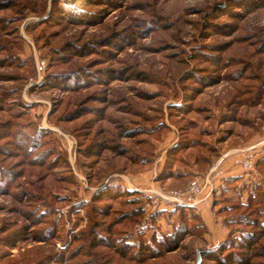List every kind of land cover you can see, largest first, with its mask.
Instances as JSON below:
<instances>
[{"label":"rangeland","instance_id":"obj_1","mask_svg":"<svg viewBox=\"0 0 264 264\" xmlns=\"http://www.w3.org/2000/svg\"><path fill=\"white\" fill-rule=\"evenodd\" d=\"M0 171V264H264V0H0Z\"/></svg>","mask_w":264,"mask_h":264},{"label":"built area","instance_id":"obj_2","mask_svg":"<svg viewBox=\"0 0 264 264\" xmlns=\"http://www.w3.org/2000/svg\"><path fill=\"white\" fill-rule=\"evenodd\" d=\"M235 166H238L242 169L243 172H249L255 165V156L253 148L245 149L241 151V155L237 156L235 160L233 161ZM215 176H212L214 175ZM218 172H216V169H213L210 171V174L206 176L203 187L198 181H192V183L189 185L187 190L184 192V194L180 195H174L173 201L177 204H183L187 206H191L192 204H197V197L202 193V188L207 187H213L212 180L218 176ZM214 177V178H213ZM210 195V193H209ZM179 196H184L183 198ZM194 264H198L194 262Z\"/></svg>","mask_w":264,"mask_h":264},{"label":"trees","instance_id":"obj_3","mask_svg":"<svg viewBox=\"0 0 264 264\" xmlns=\"http://www.w3.org/2000/svg\"><path fill=\"white\" fill-rule=\"evenodd\" d=\"M131 132H132V130L131 131H128L127 133L129 134H131ZM101 147V146H100ZM104 150L106 149L105 147L103 148ZM120 152V157H125V155L123 154L124 152L123 151H119ZM122 153V154H121ZM142 165V164H141ZM143 166V165H142ZM6 173L5 172H2V171H0V175H5ZM7 175V174H6ZM136 195H138V194H136ZM133 202H136V201H133ZM140 205V204H139ZM140 207L141 206H139L138 207V209L139 210H135V211H133L132 213H124L123 214V217H121V222H119L120 224H122L124 221H127V222H133L129 217H131V218H138V217H140L141 215H142V213H141V209H140ZM123 221V222H122ZM119 223H118V225H119ZM178 232V230H176V232L172 235V236H169V240H170V243L169 244H171V243H176L180 238H182V237H179L178 238V240L176 241L175 240V236L178 234L177 233ZM263 238V236H260V237H255L254 235H252V236H249L248 237V242H246V243H244V245H243V248L244 249H246V250H252L253 251V247H255V245L261 240ZM176 241V242H175ZM139 247H141L140 245L138 246V248L136 247V249L138 250L139 249ZM176 248H177V246H176ZM175 248V249H176ZM262 253H263V251H260V252H257V257H261L262 256Z\"/></svg>","mask_w":264,"mask_h":264},{"label":"crops","instance_id":"obj_4","mask_svg":"<svg viewBox=\"0 0 264 264\" xmlns=\"http://www.w3.org/2000/svg\"><path fill=\"white\" fill-rule=\"evenodd\" d=\"M235 175V174H231ZM199 209V216L202 220V222H204L205 227L207 228L208 232H209V237L210 240L212 242L215 243H220L223 241V239H225V233L219 231L218 226L215 224L214 218L212 217V212L210 210V207H208L207 205H203ZM223 230V229H222Z\"/></svg>","mask_w":264,"mask_h":264},{"label":"water","instance_id":"obj_5","mask_svg":"<svg viewBox=\"0 0 264 264\" xmlns=\"http://www.w3.org/2000/svg\"><path fill=\"white\" fill-rule=\"evenodd\" d=\"M197 262L199 263L200 262V259L198 258Z\"/></svg>","mask_w":264,"mask_h":264}]
</instances>
